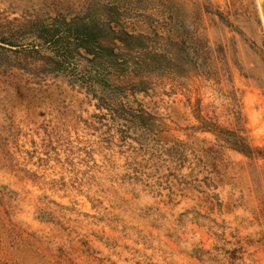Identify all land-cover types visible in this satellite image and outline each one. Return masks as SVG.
Listing matches in <instances>:
<instances>
[{
	"label": "rangeland",
	"instance_id": "1",
	"mask_svg": "<svg viewBox=\"0 0 264 264\" xmlns=\"http://www.w3.org/2000/svg\"><path fill=\"white\" fill-rule=\"evenodd\" d=\"M96 2L208 45L212 78L155 73L128 101L153 119L105 116L22 34ZM201 117L264 148V0H0V264H264V158Z\"/></svg>",
	"mask_w": 264,
	"mask_h": 264
},
{
	"label": "trees",
	"instance_id": "2",
	"mask_svg": "<svg viewBox=\"0 0 264 264\" xmlns=\"http://www.w3.org/2000/svg\"><path fill=\"white\" fill-rule=\"evenodd\" d=\"M142 16L152 27L151 33L130 29L131 13L120 6L92 3L72 16L58 14L31 22L23 28L22 34L30 39L24 49L51 53L48 70L86 89L98 99L97 106L106 111L105 116H128L142 123L154 116L140 104L137 108L128 105V101L130 95L148 92L153 74L176 78L190 69L212 78L211 71L205 70L211 52L208 45L202 46L200 55V45L164 35L149 15ZM260 52L263 54L262 49ZM201 118L199 128L215 133L222 145L249 157L264 158V148L253 146L240 131Z\"/></svg>",
	"mask_w": 264,
	"mask_h": 264
}]
</instances>
